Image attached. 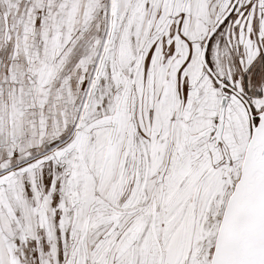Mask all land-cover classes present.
<instances>
[{
	"label": "snow or ice",
	"instance_id": "snow-or-ice-1",
	"mask_svg": "<svg viewBox=\"0 0 264 264\" xmlns=\"http://www.w3.org/2000/svg\"><path fill=\"white\" fill-rule=\"evenodd\" d=\"M0 264H264V0H0Z\"/></svg>",
	"mask_w": 264,
	"mask_h": 264
}]
</instances>
